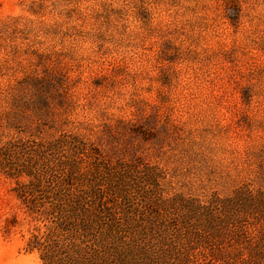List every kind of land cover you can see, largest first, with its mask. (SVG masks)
Wrapping results in <instances>:
<instances>
[{"label": "rangeland", "instance_id": "1", "mask_svg": "<svg viewBox=\"0 0 264 264\" xmlns=\"http://www.w3.org/2000/svg\"><path fill=\"white\" fill-rule=\"evenodd\" d=\"M189 2L187 18L97 33L90 51L37 40L13 53L15 70L0 61V137L90 145L126 238L146 231L133 228L143 214L172 241L137 264H257L247 243L264 244V0ZM15 185L0 172V264H42L25 249L37 222Z\"/></svg>", "mask_w": 264, "mask_h": 264}, {"label": "trees", "instance_id": "2", "mask_svg": "<svg viewBox=\"0 0 264 264\" xmlns=\"http://www.w3.org/2000/svg\"><path fill=\"white\" fill-rule=\"evenodd\" d=\"M94 154L81 138L68 134L39 141L0 137V172L15 182V196L37 222L25 249L37 252L42 264H137L140 257H151L149 252L156 253L160 245L172 242L164 231L148 224L143 214L133 228L146 231L137 232L141 238L133 241L126 238L130 223L114 221L105 212ZM232 206L234 209L237 202ZM244 222L240 228L250 224ZM142 223L146 225L138 229ZM178 231L175 239L181 235V229ZM192 232L198 234L186 228L182 235L188 239ZM138 239L142 244L138 245ZM247 245L255 251L252 258L256 263L264 264V244L261 248H256L254 241ZM135 248L137 254H133Z\"/></svg>", "mask_w": 264, "mask_h": 264}, {"label": "clouds", "instance_id": "3", "mask_svg": "<svg viewBox=\"0 0 264 264\" xmlns=\"http://www.w3.org/2000/svg\"><path fill=\"white\" fill-rule=\"evenodd\" d=\"M192 7L196 5L189 0H143L142 4L136 0L135 5L132 0H11L0 9V61L15 70L13 53L22 54L37 40L52 43L64 38L66 44L75 41L90 51L97 33L123 38L133 29L142 30L141 25L162 28L176 18H187L185 10ZM139 8L147 20L139 15ZM52 30L58 33L54 37ZM8 103L7 96L0 99L5 108Z\"/></svg>", "mask_w": 264, "mask_h": 264}]
</instances>
